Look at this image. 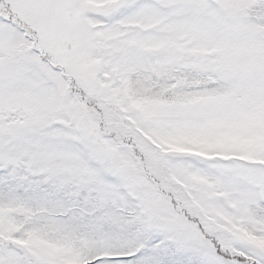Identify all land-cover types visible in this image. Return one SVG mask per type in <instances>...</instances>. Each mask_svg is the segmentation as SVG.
I'll return each mask as SVG.
<instances>
[{
  "label": "rangeland",
  "instance_id": "1",
  "mask_svg": "<svg viewBox=\"0 0 264 264\" xmlns=\"http://www.w3.org/2000/svg\"><path fill=\"white\" fill-rule=\"evenodd\" d=\"M255 1L0 0V161L25 156L120 202L198 264H264L242 229L264 201V38L244 13ZM174 66L214 72L228 93L144 105L154 126L132 115L130 74ZM11 224L0 211V264H81L69 247L14 243Z\"/></svg>",
  "mask_w": 264,
  "mask_h": 264
},
{
  "label": "trees",
  "instance_id": "2",
  "mask_svg": "<svg viewBox=\"0 0 264 264\" xmlns=\"http://www.w3.org/2000/svg\"><path fill=\"white\" fill-rule=\"evenodd\" d=\"M244 13L248 23L263 31L264 38V1L256 0ZM179 80L183 84L177 87ZM128 88L129 100L137 105L130 108V113L142 115L151 125L155 119L145 116L144 105H186L228 93L227 83L218 74L178 66L160 76L135 71L128 77ZM140 128L155 138L152 129ZM57 136L50 143L60 144L61 135ZM2 210L11 214L14 243L30 245L35 240L53 248L69 247L81 264H198L194 256L176 251L144 230L134 212L122 208L120 202L100 204L96 191L82 188L73 179L60 182L25 156L0 161ZM247 211L252 224L244 223L242 229L257 246L264 247V201L250 203Z\"/></svg>",
  "mask_w": 264,
  "mask_h": 264
}]
</instances>
